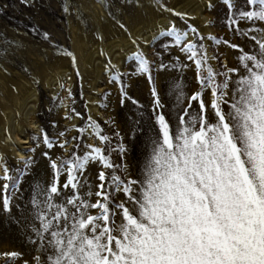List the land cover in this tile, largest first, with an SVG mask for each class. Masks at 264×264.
I'll return each instance as SVG.
<instances>
[{"label":"snow or ice","instance_id":"obj_1","mask_svg":"<svg viewBox=\"0 0 264 264\" xmlns=\"http://www.w3.org/2000/svg\"><path fill=\"white\" fill-rule=\"evenodd\" d=\"M151 2L167 19L150 39L107 13L136 47L129 57L135 64L130 75L146 77L152 98L150 135L138 177L127 175V148L119 131L113 133L118 140L113 149L91 116L83 126L72 124L54 136L42 128L33 136L35 146L24 150L31 155L17 157L20 167L12 170L0 160V212L9 216L11 193L19 191L25 175H32L38 148L48 169L46 179L34 178L27 216L17 220L36 255L30 262L20 252L6 251L0 253L5 264L17 258L21 264H264V0H219L227 9L223 24L228 38L201 33L191 23L192 14L170 8L165 0ZM205 3L208 10L215 7V0ZM132 4L143 7V0H118L116 11ZM63 10L68 12V6ZM41 35L57 54L71 59L79 76L75 54L58 47L47 31ZM141 40L159 43L154 53L159 62L148 59ZM205 41L233 50L235 66L220 55L209 56ZM172 48L188 63L180 55L165 62L164 54L171 56ZM153 65L180 74L192 68L195 87L172 78L162 93ZM112 69L109 59L105 70ZM122 76L111 72L120 102L131 100L139 110L142 106L128 95ZM170 103L174 111L167 110ZM73 114L81 116L71 109L65 118L71 120ZM139 127L134 120L129 134L135 136ZM70 130L76 133L71 138ZM87 137L99 144L86 143ZM57 147L62 153L53 156ZM113 151L121 163L112 160ZM90 163L98 165L94 178L86 175Z\"/></svg>","mask_w":264,"mask_h":264},{"label":"rangeland","instance_id":"obj_2","mask_svg":"<svg viewBox=\"0 0 264 264\" xmlns=\"http://www.w3.org/2000/svg\"><path fill=\"white\" fill-rule=\"evenodd\" d=\"M165 3L177 11L192 14L195 19L191 23L196 25L203 34L211 33L225 38L231 35L223 24L227 9L219 0H215V7L212 10L206 8L205 0L198 2L196 0H165ZM106 4L113 6L105 7ZM65 5L68 6V12L63 10ZM117 6L118 0L116 4H113V0H0V136H2V138L0 137V160H3L10 169L14 170L20 165L17 163V158L9 152L8 144H12L25 156L31 155L24 150L35 146L33 136H38L42 128L50 136H54L72 124L83 126V122L88 116H91L100 124L103 133L110 137L113 149L118 142L113 133L119 131L127 148V153L123 158V163L127 165V175L133 178L138 177L145 155L146 136L150 135L148 129L151 125L149 118L151 116L152 98L146 77L144 75H130L135 64L129 57L136 51V47L131 44L128 35L115 25L107 13L112 11L118 15L122 22L127 23L129 30L135 35H138L136 34L137 28L141 27L143 39L144 36H148L150 39L152 33L164 26L167 14L155 12V5L151 0H143V7H137L135 4L123 5L119 12L116 11ZM180 8L182 9L180 10ZM190 9L196 13H191ZM141 13L147 16L145 23L136 20ZM210 18L215 23L206 27L203 22ZM152 19L156 20H153L154 24L153 21L151 22ZM34 27L36 31H33ZM44 31L50 34L58 47L63 46L75 54L80 71L79 76L76 75L71 59L62 54H57L49 42L44 40L41 35ZM79 37L81 40L78 39ZM138 43L150 61L159 62L160 57L154 54L159 51L158 42L147 46L144 45L143 40ZM205 43L208 45L209 56L220 55V60H226L229 67L235 66L236 53L233 50L224 46L217 47L212 45L210 41H205ZM113 44L117 48L114 55L118 53L123 57L119 67L114 63L112 54L106 52ZM93 51H97V53L94 55L93 61L88 62ZM102 51L106 55H102ZM171 52V56L167 53L164 54L165 62L174 59L176 55H180L181 60H184V56L179 53L178 48H172ZM109 59L111 64L115 65V69H112L111 72L123 73L122 79L128 85L126 89L128 95L139 101L142 106L139 110L136 105L132 104L131 100L126 99L121 104L119 84L111 79V72L106 71L103 67ZM184 62L188 63L186 60ZM211 63L213 67L222 70L219 69L216 61H211ZM90 64L92 65L90 66ZM99 65L103 67L100 76L97 74ZM153 76L157 89L162 93L167 92L172 78L182 79L186 88L195 87L192 68L180 74L174 69L158 70L153 65ZM53 78L56 80L50 87L48 81L51 80L52 82ZM11 86L17 89L18 98L11 93ZM31 90L37 97L36 101L29 103L35 108L32 126L26 122L22 113L24 96L33 92ZM69 90L71 95H69ZM90 96H95V100L92 101ZM164 99L167 100L168 97L164 96ZM91 106H96L99 113H94ZM71 109L80 112L81 116L75 117L73 114L71 120L66 119L65 112ZM167 110L174 111V106L170 103ZM134 120L140 121V127L135 136H132L129 134V129ZM53 121L55 127H53ZM12 122L16 126L24 127L28 143L19 144L16 139L11 137V129L12 126L14 127ZM75 134L74 130H70L68 136L71 138ZM85 142L99 144V141L93 137H87ZM42 147L43 145H41ZM61 153L62 150L58 147L52 150L53 156ZM39 154L40 149L38 148L36 152L38 160L31 169L32 175H25L21 179L19 191L11 193L13 196L11 216L0 212V253L17 251L22 253L23 259L30 262L36 252L28 243L25 232L21 225L17 224V220H22L23 217L27 216L25 209L28 207L34 178L43 177L46 179L48 175L46 163ZM111 158L115 163H121L120 155L117 152L113 151ZM97 170L98 165L90 163L86 175L89 178H94ZM118 174L124 175L123 172ZM63 179L64 177H61V183ZM2 184L3 180H0V186ZM0 264H5V258L2 255H0ZM7 264H21V259L9 260Z\"/></svg>","mask_w":264,"mask_h":264},{"label":"bare ground","instance_id":"obj_3","mask_svg":"<svg viewBox=\"0 0 264 264\" xmlns=\"http://www.w3.org/2000/svg\"><path fill=\"white\" fill-rule=\"evenodd\" d=\"M197 2L199 1V0H196ZM198 4V3H197ZM200 4H202L201 2H200ZM149 6V5H148ZM199 6H201V5H199ZM202 7V6H201ZM204 7V6H203ZM145 8V7H144ZM142 9V8H141ZM151 9V8H150ZM182 8H180V10H181ZM195 9V8H194ZM202 9V8H201ZM152 10V9H151ZM150 10V11H151ZM183 10H185V9H183ZM189 10V9H188ZM191 10V9H190ZM139 11V10H138ZM137 11V12H138ZM143 11V10H142ZM155 12L157 11V10H154ZM199 11H200V9H199ZM147 12V11H146ZM153 12V11H152ZM191 13H196V11H194L193 9L191 10ZM148 14V13H147ZM153 14V13H152ZM151 14V15H152ZM155 14V13H154ZM137 15V14H136ZM138 17V16H137ZM151 17V16H150ZM149 17V18H150ZM152 17H153V15H152ZM158 18V17H157ZM160 19V18H159ZM164 19V18H163ZM198 19H200V18H198ZM136 20H139L140 21V23H142V22H146V20H147V16L144 14V13H141V14H139V17L138 18H136ZM135 20V21H136ZM156 21L155 19H152L151 20V22L152 21ZM154 21H153V24H154ZM161 21V20H160ZM202 21V20H201ZM102 22V21H101ZM144 22V23H145ZM165 22H166V20H165ZM204 23V22H203ZM135 24V23H134ZM156 24V23H155ZM163 24V23H162ZM161 24V25H162ZM102 26H104V25H102ZM142 26V25H141ZM151 26V25H150ZM158 26V25H157ZM104 27H106V26H104ZM140 27V26H139ZM145 27H146V25H145ZM207 27V26H206ZM151 28V27H150ZM160 28V27H159ZM204 29V28H203ZM105 30V29H104ZM103 30V31H104ZM145 30V29H144ZM146 30H148V29H146ZM206 30H208V29H206ZM205 30V31H206ZM141 31H142V28L140 27V28H137V33L136 34H138V36H142V33H141ZM157 31V30H156ZM209 31V30H208ZM134 32H135V30H134ZM154 32V31H153ZM99 34V33H98ZM135 34V33H134ZM153 34V33H152ZM147 36V35H146ZM85 37V36H84ZM84 37H82L83 38V40H84ZM94 37H96L95 35H94ZM149 39V37L147 36V37H145L144 36V39ZM78 39H80V37L78 38ZM123 39V38H122ZM81 40V39H80ZM75 43H78V42H75ZM115 43V42H114ZM117 43V42H116ZM132 44V43H131ZM118 45H119V43H118ZM117 45V46H118ZM79 46V45H78ZM123 46V45H122ZM121 46V47H122ZM128 46V45H127ZM132 46V45H131ZM147 46V45H146ZM95 48V47H94ZM96 49V48H95ZM116 45H114L113 44V46H111V47H109V49L108 50H106V52L108 51V53H111L112 54V56H113V58H114V63L119 67V66H121V64H122V61H123V57L122 56H120L118 53H116V55H114V53L116 52ZM97 53V51H93L92 53H91V55L90 54H88V55H90V59H89V61L88 62H91V61H93V57H94V55ZM122 54V53H121ZM126 55V54H125ZM124 55V56H125ZM95 57H97V56H95ZM95 61V60H94ZM87 62V63H88ZM94 63V62H93ZM100 63V62H99ZM98 63V64H99ZM95 64V63H94ZM93 64V65H94ZM92 64H90V66H91ZM100 66V67H99ZM98 66V72H97V74H98V76H100V74H101V69L103 68V67H105V66H103V67H101V65H99ZM60 67V66H59ZM50 68V67H49ZM49 68H48V73H49ZM94 68V67H93ZM52 69V68H51ZM96 70V69H95ZM66 71V70H65ZM63 72V71H62ZM42 73V72H41ZM51 73V72H50ZM69 77V76H68ZM98 78V77H97ZM52 79V78H51ZM56 80V78H53V80H52V82H51V80L50 81H48V85L51 87L52 86V84H53V81H55ZM95 81V80H94ZM93 81V82H94ZM95 83H96V81H95ZM7 84V83H6ZM12 84H13V82H12ZM10 85H11V83H10ZM10 85H8V86H10ZM15 86V85H14ZM12 87V88H11ZM10 88V90H11V93L13 94V95H15V97L16 98H18V96H19V94H18V91H17V89L15 88V87H13V86H11ZM94 89L96 90V88L94 87ZM28 90H29V88H28ZM27 90V91H28ZM31 91H33V90H31ZM12 95V96H13ZM25 98H24V100H23V102H22V107H24L23 108V111H22V113H23V115H24V118H25V120H26V122H28V124L30 125V126H32V120H33V115H34V105H29V103H32L33 101H36V99H37V97H36V94L34 93V91L33 92H29L26 96H24ZM91 97V96H90ZM95 96H93V97H91V99H92V101H94L95 100ZM28 105H29V107H28ZM92 107V111L94 112V113H99L98 112V109H97V107L96 106H91ZM22 109V108H21ZM21 112V111H20ZM12 113V112H11ZM8 116V115H7ZM11 117V116H10ZM12 118V117H11ZM12 120H13V118H12ZM13 123V122H12ZM9 124V123H8ZM27 123H26V125H28ZM13 125H14V123H13ZM21 125V124H20ZM11 126V125H10ZM34 126V125H33ZM7 127H9V126H7ZM2 134V133H1ZM1 138H2V136H0ZM11 137H13V139H16V141L19 143V144H22V143H28L29 141H28V138H27V133H26V130L24 129V127L23 128H21L20 126H16V125H14V127L12 126V129H11ZM3 141V140H2ZM16 142V143H17ZM8 148H9V152H11L12 153V155L15 157V158H17V157H19V156H25L22 152H19L18 151V149L17 148H15L12 144H8Z\"/></svg>","mask_w":264,"mask_h":264}]
</instances>
